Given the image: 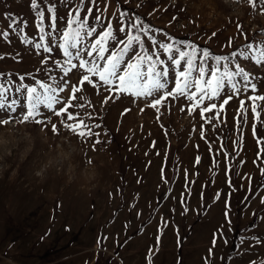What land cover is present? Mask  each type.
Wrapping results in <instances>:
<instances>
[{
  "label": "rangeland",
  "instance_id": "1",
  "mask_svg": "<svg viewBox=\"0 0 264 264\" xmlns=\"http://www.w3.org/2000/svg\"><path fill=\"white\" fill-rule=\"evenodd\" d=\"M38 2L46 32L47 8H57L52 53L34 46L47 41L40 40L32 0H0V82L14 85L8 100L18 101L17 117L27 101L16 88L39 89L33 77L55 84L63 75L54 63L65 59L56 45L77 6L81 16L92 8L90 23L102 12L101 23L111 22L117 39H125L118 31L122 23L139 18L150 29L141 33L146 46L152 36L175 46L200 42L230 55L254 39L264 41L258 35L264 10L248 0ZM14 22L18 26L9 27ZM236 63L260 77L258 94H264V67L239 55L231 59ZM78 79L73 75L71 83ZM173 86L170 75L169 89ZM109 95L87 83L77 93L73 103L83 106L70 111L96 134L83 140L63 127L64 117L47 111L48 127L32 122L0 127V264H264V125L256 123L253 135L250 102L246 118L238 111L245 99L240 96L224 105L218 119L216 110L203 117L199 108L191 115L182 112L184 100L174 102L170 113L161 109L157 119L143 101L119 94L105 104ZM222 100L211 102L219 108ZM9 114L0 109V118Z\"/></svg>",
  "mask_w": 264,
  "mask_h": 264
},
{
  "label": "snow or ice",
  "instance_id": "2",
  "mask_svg": "<svg viewBox=\"0 0 264 264\" xmlns=\"http://www.w3.org/2000/svg\"><path fill=\"white\" fill-rule=\"evenodd\" d=\"M96 2L97 0H91L93 5H96ZM248 2L254 9L259 6L264 10V0H248ZM32 7L36 10L38 17L36 27L41 33L40 40L47 41L36 42L34 46L36 49L42 48L44 52L52 53L51 37L57 30V8L55 5H49L47 8L50 14L48 19L51 30L46 32L45 11L38 0H32ZM81 11L83 9L77 6L76 10L69 12L70 18L67 19L64 30L59 34L60 42L56 47L65 58L63 63L59 60L54 61L63 73L59 80L51 84L33 77L39 89L28 84H24L23 88L15 89L16 92L26 93V108L19 110V117L15 115L18 111V101L13 99L9 102L8 100L14 85L11 81L7 85L0 82V109H7L10 113L0 118V127L29 122L48 127L51 120L45 115L47 111L56 117H64L65 121H72L73 123L62 121L63 127L82 140L96 135L79 113L70 111L83 106L74 104L73 101L78 99L77 93L83 92L85 83L96 89L97 94L101 88L111 94L104 100L105 104L110 99L119 98V94H124L132 97L134 102L143 101L146 107L156 110L157 119L162 114L161 109H167L170 113L173 103L181 100L186 102L181 106L182 112L187 110L191 115L199 108L203 117L204 113L216 110L215 118L218 119L224 105H227L234 97L244 96L245 99L240 100L238 111L242 112L246 118L248 108L245 104L250 102L254 122L253 135L256 133V123L264 125V120H261V113L264 112V94H258L256 82L260 77L246 70L240 63L234 66L231 64L232 57L239 55L245 59L252 57L256 65L264 67V41L254 39L243 45L238 53L232 52L230 55H213L209 49H201L191 42L187 44L181 42L183 46H175L171 42H158L152 36L148 37L151 45L146 46L141 33L147 34L150 29L144 27L139 18L130 25L122 23L118 31L125 33V39H117L116 29L112 27L111 22L106 26L101 23L104 19L102 12L98 10V14L92 17L94 23H90L92 8H88L84 16H81ZM124 15L126 13H121V16ZM17 26L18 23L14 22L9 27ZM237 27L241 28L240 25ZM126 29L134 30L135 34ZM215 35L216 33L213 32L212 36ZM240 35L247 41L246 34L241 31ZM258 35L264 36V30ZM94 36L95 39H91ZM231 43L232 38H229L226 46L230 47ZM162 56L164 58H161ZM50 59H52L51 56L42 60V63L47 64ZM209 61H214V64ZM73 75L79 76L74 84L71 83ZM170 75L173 76L174 84L171 89H169ZM48 78L55 79L50 73ZM24 79V76H20L21 81ZM64 93H68L67 96L62 95ZM221 96L223 100L218 108L217 104L211 101L218 100ZM205 100L210 101L206 107L203 106ZM129 111L131 109L125 110V112ZM96 126L99 127V125ZM51 131L59 135L56 124H51ZM96 143L100 141L97 140ZM213 243L215 244V241Z\"/></svg>",
  "mask_w": 264,
  "mask_h": 264
},
{
  "label": "trees",
  "instance_id": "3",
  "mask_svg": "<svg viewBox=\"0 0 264 264\" xmlns=\"http://www.w3.org/2000/svg\"><path fill=\"white\" fill-rule=\"evenodd\" d=\"M119 6H121V7L123 8V5H122L121 3H119ZM124 20L127 21V18L124 17ZM160 28L162 29V27H160ZM130 31H133V32H134V30H130ZM168 34H170V33H168ZM170 37L175 38V39H178V40H180V39L183 38V37H179V36L172 35V34H170ZM187 42H190V41L187 40ZM192 43H194L195 45H198L199 47H201V48H203V49H204V48L209 49V50L212 52L213 55H225V54H226V53L215 52V51H213L208 45H204V44H202V43H200V42H192Z\"/></svg>",
  "mask_w": 264,
  "mask_h": 264
}]
</instances>
